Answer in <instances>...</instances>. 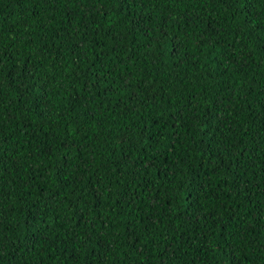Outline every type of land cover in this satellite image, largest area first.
Listing matches in <instances>:
<instances>
[{
	"label": "trees",
	"instance_id": "trees-1",
	"mask_svg": "<svg viewBox=\"0 0 264 264\" xmlns=\"http://www.w3.org/2000/svg\"><path fill=\"white\" fill-rule=\"evenodd\" d=\"M0 264H264V0H0Z\"/></svg>",
	"mask_w": 264,
	"mask_h": 264
}]
</instances>
